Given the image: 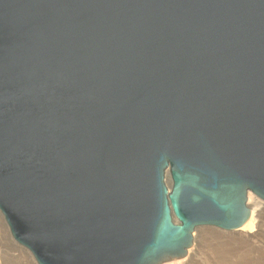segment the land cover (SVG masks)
Returning <instances> with one entry per match:
<instances>
[{"label":"water","instance_id":"95a60500","mask_svg":"<svg viewBox=\"0 0 264 264\" xmlns=\"http://www.w3.org/2000/svg\"><path fill=\"white\" fill-rule=\"evenodd\" d=\"M264 202V0H0V216L36 264H164Z\"/></svg>","mask_w":264,"mask_h":264},{"label":"rangeland","instance_id":"374dc122","mask_svg":"<svg viewBox=\"0 0 264 264\" xmlns=\"http://www.w3.org/2000/svg\"><path fill=\"white\" fill-rule=\"evenodd\" d=\"M256 202L263 210L262 226L258 231L249 234L248 238L238 237L237 231L223 232L213 228H198L193 234L194 244L191 248V253L198 250L193 264H264V202L257 198ZM248 203L250 206L249 200ZM180 260L182 259L177 261ZM171 262L175 261L164 264ZM0 264H36L28 251L14 243L1 216Z\"/></svg>","mask_w":264,"mask_h":264},{"label":"bare ground","instance_id":"6f19581e","mask_svg":"<svg viewBox=\"0 0 264 264\" xmlns=\"http://www.w3.org/2000/svg\"><path fill=\"white\" fill-rule=\"evenodd\" d=\"M248 200L249 202H251V205L249 206L250 215L245 225L240 230H237L236 234L240 238L250 237L249 234L258 231L262 226L263 210L259 207V203L256 202V198L252 197L251 194L248 195ZM197 254H198V250L195 251V253L193 252L191 253V249H190L186 255L187 258L184 257L185 259H182L177 262L176 261L171 262L169 264H193V261L195 260Z\"/></svg>","mask_w":264,"mask_h":264}]
</instances>
